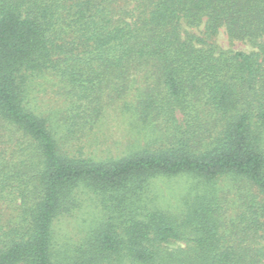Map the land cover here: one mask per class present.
Returning a JSON list of instances; mask_svg holds the SVG:
<instances>
[{
  "label": "trees",
  "instance_id": "16d2710c",
  "mask_svg": "<svg viewBox=\"0 0 264 264\" xmlns=\"http://www.w3.org/2000/svg\"><path fill=\"white\" fill-rule=\"evenodd\" d=\"M0 264H264V0H0Z\"/></svg>",
  "mask_w": 264,
  "mask_h": 264
},
{
  "label": "rangeland",
  "instance_id": "374dc122",
  "mask_svg": "<svg viewBox=\"0 0 264 264\" xmlns=\"http://www.w3.org/2000/svg\"><path fill=\"white\" fill-rule=\"evenodd\" d=\"M202 28V27H200ZM199 28V29H200ZM199 29H192V31L198 34ZM216 43L219 48L224 50H244L251 51L253 47L250 44L243 41L235 40L230 41L225 30L221 28L216 35ZM45 95L44 98L37 100V105L43 111H50L57 107L58 104L55 99H48ZM120 104L116 103L111 105L103 117L96 131V138H88L85 143L83 140L78 148L83 150L84 154L92 156L96 159L101 157L112 156L120 151V142L123 140L124 133L126 132L127 125L123 117L120 116L119 112ZM92 138V139H91ZM90 140V141H89ZM82 147V148H81ZM74 154H77L73 152ZM189 178L187 177H175V178H160L153 182V188L158 194L159 204L163 207L174 209L179 204V194L183 191L184 187L188 183ZM66 230H77L72 228L71 225H65Z\"/></svg>",
  "mask_w": 264,
  "mask_h": 264
}]
</instances>
